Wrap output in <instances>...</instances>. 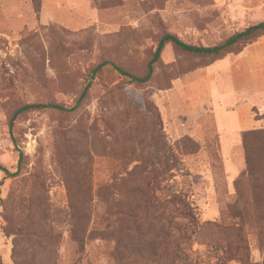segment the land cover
<instances>
[{
  "label": "rangeland",
  "instance_id": "374dc122",
  "mask_svg": "<svg viewBox=\"0 0 264 264\" xmlns=\"http://www.w3.org/2000/svg\"><path fill=\"white\" fill-rule=\"evenodd\" d=\"M263 21L264 0H0V264H264V35L165 44L144 83L95 70Z\"/></svg>",
  "mask_w": 264,
  "mask_h": 264
},
{
  "label": "trees",
  "instance_id": "16d2710c",
  "mask_svg": "<svg viewBox=\"0 0 264 264\" xmlns=\"http://www.w3.org/2000/svg\"><path fill=\"white\" fill-rule=\"evenodd\" d=\"M262 35H264V21L261 23L249 26L239 33H235L230 38H228L223 44H220L214 47H202V46H194V45L186 44L175 35L165 34L161 37L158 43L157 49L153 55V58L148 64L147 71L143 76L133 75L123 70L119 66H116L110 62H103L99 64L95 70L98 71L106 66H111L113 69L116 70L118 74L124 77H127L131 82L137 83V84L144 83L150 79L152 72H153V65L157 63V61L159 60L160 54L165 44H172L173 46L189 54L202 55V56H207V55L218 56L226 52V50H228L229 48L238 44L241 41L249 42V41H252L254 38H257ZM84 92H83V95L85 94ZM41 109H55L59 111H65V109L61 107L60 105H57L54 103H48V104L25 105L22 108H20L18 112H23V111H28V110H41ZM0 170L4 172V174L7 176H10V177L16 176L15 175L16 173H9V171L6 168L2 167L1 165H0ZM174 229L178 231L177 227H174Z\"/></svg>",
  "mask_w": 264,
  "mask_h": 264
}]
</instances>
